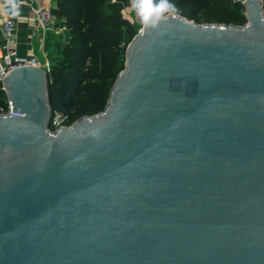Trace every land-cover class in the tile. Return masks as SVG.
<instances>
[{"label": "water", "instance_id": "obj_1", "mask_svg": "<svg viewBox=\"0 0 264 264\" xmlns=\"http://www.w3.org/2000/svg\"><path fill=\"white\" fill-rule=\"evenodd\" d=\"M141 23L103 108L49 130L46 70L1 78L0 264H264V6Z\"/></svg>", "mask_w": 264, "mask_h": 264}, {"label": "trees", "instance_id": "obj_2", "mask_svg": "<svg viewBox=\"0 0 264 264\" xmlns=\"http://www.w3.org/2000/svg\"><path fill=\"white\" fill-rule=\"evenodd\" d=\"M126 1L52 0L54 15L65 17L68 30L60 56L56 61H48L47 99L50 110L66 112L69 122L103 108L110 86L123 67L124 48L136 32L123 15ZM170 3L178 9L177 14L196 23L242 25L246 20L239 1L170 0ZM73 14L75 18L70 17ZM48 37L45 43L51 42ZM89 59L92 63L84 70ZM83 80L88 83L82 85ZM5 107V95L0 88V110Z\"/></svg>", "mask_w": 264, "mask_h": 264}, {"label": "built area", "instance_id": "obj_3", "mask_svg": "<svg viewBox=\"0 0 264 264\" xmlns=\"http://www.w3.org/2000/svg\"><path fill=\"white\" fill-rule=\"evenodd\" d=\"M230 1L241 3L242 0ZM128 6H132V0H127L122 6L123 15L125 16H127ZM22 8L25 9V12L21 14L19 10ZM20 19L27 25L28 37H35L40 49H42L46 33L60 32L65 29L64 24L57 23L52 5H43L41 0H0V81L4 74L16 65L39 66L46 71L49 68L48 62L44 60L45 57L40 60L34 54L33 46L30 43L24 51H19L14 35L16 24ZM0 88L2 89L1 83ZM5 103L6 107L4 110H0V113L11 112V107L6 98ZM70 123L66 112L53 110L50 112L47 127L49 130H54Z\"/></svg>", "mask_w": 264, "mask_h": 264}, {"label": "rangeland", "instance_id": "obj_4", "mask_svg": "<svg viewBox=\"0 0 264 264\" xmlns=\"http://www.w3.org/2000/svg\"><path fill=\"white\" fill-rule=\"evenodd\" d=\"M132 8V7H131ZM130 8V9H131ZM128 14V13H127ZM71 18H75L76 17V14H73L70 16ZM125 18H128L129 21L132 23V29L133 31H137L138 28L141 26V18L140 16L138 15V20H135L134 19V13L133 12H129L128 16H125ZM69 19V18H68ZM56 20H57V23L58 24H65L67 22H65V17H56ZM75 23V22H74ZM69 27V26H68ZM67 26L65 27V29L61 30L60 32H48L46 33L45 35V39L48 37V39L50 38L51 42H44L43 43V46H42V49H40L38 47V44H37V39L34 37L32 40H33V52L36 56H38V58L40 60L44 58V60H46L47 62L48 61H56V59L60 56V51L62 49V46L65 44V38H66V34H67ZM136 33V32H135ZM91 60H87L85 61L84 63V70L88 69L89 68V65L91 64ZM88 83L87 80H83L81 82L82 85H86ZM113 83V82H112ZM112 85V84H111ZM72 110V109H71ZM70 110V111H71ZM73 111V110H72Z\"/></svg>", "mask_w": 264, "mask_h": 264}, {"label": "clouds", "instance_id": "obj_5", "mask_svg": "<svg viewBox=\"0 0 264 264\" xmlns=\"http://www.w3.org/2000/svg\"><path fill=\"white\" fill-rule=\"evenodd\" d=\"M132 6L137 9L145 26L155 27L165 13L175 14L178 9L170 0H132Z\"/></svg>", "mask_w": 264, "mask_h": 264}, {"label": "crops", "instance_id": "obj_6", "mask_svg": "<svg viewBox=\"0 0 264 264\" xmlns=\"http://www.w3.org/2000/svg\"><path fill=\"white\" fill-rule=\"evenodd\" d=\"M41 3L43 5H52L53 4L52 0H41ZM19 12L22 14L25 12V9L22 8L19 10ZM129 12H133L134 13V19L138 20L139 14H138L137 9L133 8V6H128L127 7V13L129 14ZM128 14H127V16H128ZM14 37H16L19 51H24L25 48L27 47V45L29 46V43L32 46L34 45L33 40H32L33 38L28 37L27 25L22 19H20L16 24Z\"/></svg>", "mask_w": 264, "mask_h": 264}]
</instances>
